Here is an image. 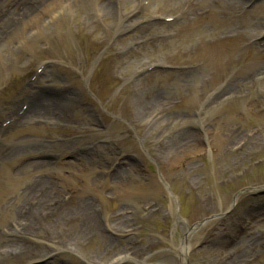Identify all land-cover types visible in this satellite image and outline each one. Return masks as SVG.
Listing matches in <instances>:
<instances>
[{"label":"rangeland","instance_id":"1","mask_svg":"<svg viewBox=\"0 0 264 264\" xmlns=\"http://www.w3.org/2000/svg\"><path fill=\"white\" fill-rule=\"evenodd\" d=\"M0 264H264V0H0Z\"/></svg>","mask_w":264,"mask_h":264},{"label":"water","instance_id":"2","mask_svg":"<svg viewBox=\"0 0 264 264\" xmlns=\"http://www.w3.org/2000/svg\"><path fill=\"white\" fill-rule=\"evenodd\" d=\"M244 190H246V189H241V190L237 191V192L233 195V197H232V202H234V199H235L240 193L244 192ZM197 225H199V223H195L194 225H192L191 227H189V229H192V228L196 227Z\"/></svg>","mask_w":264,"mask_h":264}]
</instances>
